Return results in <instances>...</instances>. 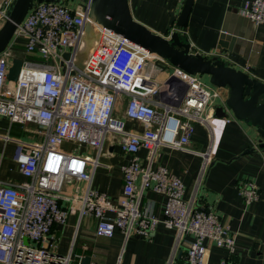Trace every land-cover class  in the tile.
Wrapping results in <instances>:
<instances>
[{"label": "built area", "instance_id": "1", "mask_svg": "<svg viewBox=\"0 0 264 264\" xmlns=\"http://www.w3.org/2000/svg\"><path fill=\"white\" fill-rule=\"evenodd\" d=\"M13 1L0 0V27ZM239 13L264 25V0H243ZM90 35L95 44L81 54ZM17 44L23 45V57L12 82L7 74L19 58ZM66 53L69 58H64ZM169 66L93 19L86 6L33 5L0 53V117L34 126L32 133L42 138L34 143L15 141L13 161L24 181L0 180V264H71V255L52 252V229L66 224L72 214H77L78 224L82 218L95 219L94 233L101 238H111L118 230L126 239H150L162 223L175 232L167 264H207L206 242L235 252V238L217 214L195 209V196L184 199L181 179L156 164L159 148L166 147L202 156L204 173L209 155L190 147V138L195 124L210 127L217 106L231 114L227 97L223 99L225 89ZM171 77L186 86L178 106L179 84L160 91ZM217 100L221 104L216 105ZM127 121L142 130L126 129ZM4 141L11 138L5 136ZM106 141L129 156L121 167L123 187L116 200L92 187ZM66 143L91 147L95 156L64 150ZM141 150L146 151L144 158ZM67 186L71 193L62 195ZM238 189L246 205L259 199L252 182L240 183ZM147 191L165 198L161 218L153 214L152 204L142 205ZM180 244L184 255L177 263Z\"/></svg>", "mask_w": 264, "mask_h": 264}, {"label": "crops", "instance_id": "2", "mask_svg": "<svg viewBox=\"0 0 264 264\" xmlns=\"http://www.w3.org/2000/svg\"><path fill=\"white\" fill-rule=\"evenodd\" d=\"M86 2L63 0L62 4L82 9ZM183 4L184 1L180 0H128L132 18L153 33L165 38L177 33L183 42L190 45L191 54L222 61L264 83V25H255L240 15L243 0H194L186 27L179 28L173 23L168 31L170 14L178 16ZM222 32L236 37L231 51L219 45ZM224 94L223 99L228 95L227 89ZM215 104H221L220 100ZM227 114L226 118L211 119L210 127L199 123L194 125L190 147L209 155L205 175L201 173L204 158L181 150L159 148L156 164L181 179L185 200L195 196L193 207L213 210L220 223L235 238L233 254L206 242L207 264H264V246L261 244L264 237V149L259 148L260 137L255 127ZM13 125L7 118L0 117V180L9 184L24 181L13 161L15 141L34 143L42 139L31 133L35 128L32 125H25L30 128L12 138ZM126 129L140 132L142 126L127 121ZM5 136L11 141L5 142ZM64 145L63 149L69 151ZM111 146L110 142L104 144L103 150H107L109 162L95 168L92 187L116 200L123 187L121 167L128 162L129 156L118 146L111 154L108 151ZM145 155V150L139 152L141 158ZM113 157L118 159L110 161ZM243 182L256 185L259 191L257 201L245 204L238 189ZM71 191L67 186L62 195ZM164 203V197L147 191L142 205L152 204L153 214L161 218ZM95 224V219L90 217L82 218L78 224L77 214L70 215L66 224L52 229L56 243L52 252L61 256L71 255V264H80L86 256L91 258L90 264H167L175 248L174 230L165 228L162 223L158 224L150 239L135 236L126 239L118 230L111 238L97 237ZM184 248L182 244L176 248L174 261L177 263L182 260Z\"/></svg>", "mask_w": 264, "mask_h": 264}, {"label": "water", "instance_id": "3", "mask_svg": "<svg viewBox=\"0 0 264 264\" xmlns=\"http://www.w3.org/2000/svg\"><path fill=\"white\" fill-rule=\"evenodd\" d=\"M63 0H14L8 13L7 19L0 27V53L10 43L17 26L23 21L28 11L35 3H59ZM211 1V0H209ZM194 0H185L178 16L170 14L167 30L171 29L173 23L179 28L186 27L187 20ZM86 7L90 16L99 23L105 25L112 31L129 39L132 43L154 53L171 66L179 68L189 74L207 76L209 84L228 90L225 105L231 114L238 120L250 123L256 128L260 140L259 148L264 149V83L249 74L227 66L219 60L207 59L200 54L193 55L190 52V45L181 40L177 33L171 34L168 38L153 33L145 25L136 22L130 13L128 0H87ZM236 37L222 32L219 36V45L231 51ZM70 54H64L69 58ZM22 64L20 58H15L8 69V80L15 82ZM179 84L181 87L180 99L175 103L179 105L185 94L186 86L175 78L166 79L161 88L164 93L171 85ZM228 114L221 106L214 111L215 118H225ZM114 146L109 148L112 153ZM113 157L110 161L117 160ZM90 257H83L80 264H90Z\"/></svg>", "mask_w": 264, "mask_h": 264}, {"label": "rangeland", "instance_id": "4", "mask_svg": "<svg viewBox=\"0 0 264 264\" xmlns=\"http://www.w3.org/2000/svg\"><path fill=\"white\" fill-rule=\"evenodd\" d=\"M5 22V21H4ZM4 22H2V25H3V23ZM1 25V26H2ZM16 49L18 50H23V45H21V44H17V47H16ZM169 67H171V66H169ZM202 79H203V81L204 82H206V83H208V77L207 76H202L201 77ZM209 84V83H208ZM27 128H30V127H26V126H21V125H18V124H14L13 125V127H12V133L10 134V136L12 137V138H14V137H17V136H15V135H21V134H24V133H22L23 131H25V129H27ZM34 130V129H33ZM16 133H18V134H16ZM31 133H32V131H31ZM106 143H109L108 141H106ZM64 147L65 148H67L68 147V149H70L69 151L70 152H72V153H74V154H86V155H88V156H90V157H94L95 156V152H94V149L93 148H91V147H86V146H80V147H78V145L77 144H73V143H68V144H65L64 145ZM104 162H109V159H108V156H107V150H103L102 151V154H101V156H100V158H99V164L100 165H103V163ZM209 166V165H208ZM207 166V167H208ZM206 172V171H205ZM204 175H205V173H204Z\"/></svg>", "mask_w": 264, "mask_h": 264}, {"label": "bare ground", "instance_id": "5", "mask_svg": "<svg viewBox=\"0 0 264 264\" xmlns=\"http://www.w3.org/2000/svg\"><path fill=\"white\" fill-rule=\"evenodd\" d=\"M86 42H87V45L85 46V48H83L81 54H84L85 53V50H90L93 48L95 42H94V37H92L91 35L89 36L88 39H86Z\"/></svg>", "mask_w": 264, "mask_h": 264}, {"label": "trees", "instance_id": "6", "mask_svg": "<svg viewBox=\"0 0 264 264\" xmlns=\"http://www.w3.org/2000/svg\"><path fill=\"white\" fill-rule=\"evenodd\" d=\"M16 56L21 58V57H23V54H22V52L17 51Z\"/></svg>", "mask_w": 264, "mask_h": 264}]
</instances>
